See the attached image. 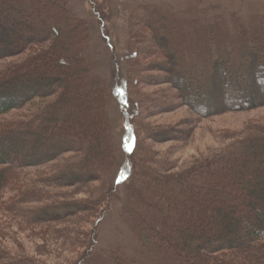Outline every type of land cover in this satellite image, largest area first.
Segmentation results:
<instances>
[{
    "label": "trees",
    "instance_id": "1",
    "mask_svg": "<svg viewBox=\"0 0 264 264\" xmlns=\"http://www.w3.org/2000/svg\"><path fill=\"white\" fill-rule=\"evenodd\" d=\"M30 1L36 7L34 18L46 34L27 27L25 35L17 36L13 42L3 30L0 31V60L28 52L20 63L0 70V201L9 188L17 189L16 196L7 203L0 202V207L4 206L5 213L24 223L25 227L40 229L42 243L57 250L59 242L66 241L69 234H73L69 226H73L72 219L77 213L93 209L91 205L85 210L86 207L71 204V192L49 195L41 190V184L44 183L46 188L77 187L79 190L96 182L97 175L107 174L112 169V130L106 105L109 97L101 82L95 81L87 68L84 54L89 44L88 27L84 21L72 17L68 0H23V7L30 8ZM20 2L0 0V12L16 10ZM132 18L135 27L137 17ZM147 18L154 23L148 29L153 32L161 29L164 40H158L157 50L147 49L145 53L166 57L165 64H154L155 70L165 73L161 75L162 79H168L177 90L183 105L205 119L264 107L263 47H256L251 52L239 50L238 62L231 50L213 60L211 55L220 48L217 45L221 41L226 44V50L231 46L222 35L214 33L213 37V31L207 29L203 33V49L197 57V51L193 47L187 50L181 43L183 35L159 11H148ZM62 30L64 35L60 38L64 43L59 44L55 37ZM240 32V37L245 38V32ZM138 39L142 43L143 34ZM67 57H71L70 63ZM132 70L136 75L135 65ZM49 78L51 80L45 82ZM154 78L150 77L152 81L149 82H156ZM78 92L83 93L81 98L76 97ZM124 93L126 104L129 101L134 106L138 89L136 94H131L125 87ZM44 100L48 101L45 103ZM34 101L44 103L33 110H25ZM24 110L27 112L22 113ZM16 111L22 114L5 120ZM135 114L134 111L130 113L127 121L129 136L124 143L130 166L121 173L120 179L130 172L126 175L128 184L125 190L129 210L123 207V215L130 223V233L138 247L172 264H264V233L255 232L249 226L245 229L248 241L242 244L239 237L232 234L228 223H220L218 229L208 225V221L214 222V217L223 216L225 211L232 216L233 225L238 222L249 225L257 214L264 217V191L257 187L258 181L264 178V167L256 172L237 170L238 163H244L245 158L241 155L248 148L257 144L264 146V123L254 121L238 134L236 142L224 150L178 174L166 176L169 171L160 170L161 165L151 162V153L142 145L143 133L137 128L138 122L134 121ZM38 138L48 143L42 157H28L32 151L30 146ZM14 142L25 145L26 153L6 156L4 151L12 149ZM67 153L74 154L72 159L54 170L51 177L48 175L46 179L32 182L30 188L21 180L27 168L42 166ZM224 154L229 155L223 157ZM217 159H222L218 162L220 164ZM213 163L218 164L217 168L212 166ZM228 172L236 177L230 178ZM243 173L255 181L252 189L249 187L244 195L248 198V195L258 193L261 200L256 208L253 204L248 205L241 212L227 196L234 197ZM244 184L248 185L245 181ZM38 185L39 190L34 189ZM43 197L47 198L44 206L28 207L30 202ZM239 211L241 215L237 216ZM54 223L65 224L68 228L54 230ZM262 226L264 222L259 225ZM109 256L114 257L115 264H123L119 257L112 253ZM189 256L191 260L187 259ZM0 264L32 263L12 256L0 244Z\"/></svg>",
    "mask_w": 264,
    "mask_h": 264
},
{
    "label": "rangeland",
    "instance_id": "2",
    "mask_svg": "<svg viewBox=\"0 0 264 264\" xmlns=\"http://www.w3.org/2000/svg\"><path fill=\"white\" fill-rule=\"evenodd\" d=\"M20 1L16 10L0 12V31L3 30L13 42L17 40V36L25 35L27 27L46 34L43 26L34 18L36 7L34 8L33 2L30 1V8H26L23 7V0ZM67 4L72 17L87 24L89 44L84 54L86 65L93 79L101 82L107 98L109 97L106 105L112 130L113 167L107 174L97 175L96 182H90L79 190L77 187L46 188L44 183H39L41 190H45L49 195L71 192V204L86 207L85 210L91 205L93 209L89 210L90 212L77 213L78 217L72 219L73 226L68 225L73 234H69L66 241L59 242L57 250L42 243L40 229L25 227L24 223L5 213L4 206L0 207V244L12 256L24 258L32 264H115L116 260H113L114 257L110 258V253L119 257L123 264H172L167 260L163 261L158 255L141 250L130 233L129 221L123 215V207L129 210L125 201V190L128 184L126 175L130 172L122 175L123 181L120 175L130 166L127 152L124 150V143L129 136L127 121L129 122L130 113L136 112L134 121L138 122L137 128L142 130V145L151 153V162L157 166L161 165L160 170L169 171L166 172L168 176L178 174L181 170L224 150L233 141L236 142L238 134L254 121L264 123V107L252 112L227 113L205 119L183 105L177 90L169 84L168 79H162L161 75L165 73L159 69L155 70L154 64H165L166 57L145 53L147 49L157 50L160 42L158 40H164L161 29L156 32L148 29L150 24L154 26L147 18L148 11H159L166 17L168 23L173 24L183 35L181 43L187 50L193 47L192 49L197 51V57L203 49V33L209 29L213 34L222 35L231 46V49L226 50V44L221 41L217 45L220 48L214 50L211 59L215 60L231 50L238 62L239 50L251 52L254 48L257 49L256 47L264 48V0H68ZM54 10L57 11V8ZM134 15L138 21L135 27L132 18ZM46 24L49 25L48 22ZM240 30L246 34L243 39L240 37ZM140 34H143V44L138 39ZM62 35L63 30L55 37L59 44L64 43L60 38ZM131 49L132 56L127 61ZM27 55L28 52H24L13 58L0 60V70L7 65L20 63ZM67 60L70 63L71 57H67ZM134 65L136 75L132 70ZM150 77H156L153 79L156 82H149L152 81ZM50 80L51 78L46 79L45 82ZM125 87L131 94H136L138 89V97L133 101L134 106L129 101L127 104L124 101ZM82 96L83 93L78 92L76 97ZM46 101L48 100H44L45 103ZM44 102L34 101L26 106L25 110H33ZM162 103L164 104L161 105ZM25 110L22 113H26ZM20 112H14L5 120L22 114ZM47 144L38 138L30 146L32 151L28 157H42ZM25 147L14 142L13 148L4 153L6 156L24 154ZM138 151L137 147V153ZM243 154L241 156L245 161L238 163L240 166L237 170L256 172L264 167V146H251ZM73 155L67 153L42 166L27 168L21 180L30 188L32 182L46 179L48 175L51 177L54 170L57 171L66 165ZM224 155L223 157H226L229 154ZM221 160L217 159L216 162ZM218 164L213 163L212 166L217 168ZM152 166L156 168L154 164ZM228 176L231 178L233 175L228 172ZM239 179V185L235 188L236 194L234 197L227 196V199L241 212L243 207L248 205L253 204L256 208V204L261 200L259 194L248 195V198L244 195L249 187L252 189L255 181L248 179L245 173L241 174ZM244 181L248 185H245ZM257 187L264 191V178L258 181ZM12 188L3 193L0 202L7 203L16 196L17 189ZM38 188L40 185L34 186V189L39 190ZM144 196L148 198L146 194ZM46 201L47 198L44 197L33 200L28 207L41 208ZM131 208L132 206L130 210ZM133 210L139 211L137 208ZM240 211L237 216L241 215ZM254 216L249 225L238 222L235 226L232 224V216L225 211L223 216L214 217V222L208 221V225L212 229H218L220 223H228L232 234L239 237L242 244H246L248 240L245 238V229L249 226L255 232L264 233V226L259 227L264 222V217L258 214ZM64 226L67 227L65 224L61 226L60 223L52 225L54 230ZM187 259L192 258L189 256Z\"/></svg>",
    "mask_w": 264,
    "mask_h": 264
}]
</instances>
